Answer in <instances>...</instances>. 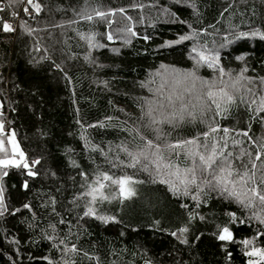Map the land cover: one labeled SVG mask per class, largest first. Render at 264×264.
I'll return each mask as SVG.
<instances>
[{"label":"trees","instance_id":"trees-1","mask_svg":"<svg viewBox=\"0 0 264 264\" xmlns=\"http://www.w3.org/2000/svg\"><path fill=\"white\" fill-rule=\"evenodd\" d=\"M26 3L34 16L24 12ZM95 11L108 15L98 18ZM4 23H15V30L4 31ZM91 35L98 47L89 46ZM194 48L216 57L215 69L197 67ZM221 68L225 81L247 69L243 75L254 83L241 84L253 89L257 104L240 102L242 88L223 116H215L213 106L203 122L198 115L178 126H149L146 102L159 100L154 92L164 79L191 70L219 88ZM262 78L264 0H0V141L6 149L0 160L11 156L8 131L24 155L20 166L0 165V264H264L246 255L264 252V208H246L202 185L199 171L203 190L192 185L183 195L182 186L175 194L160 183L154 169L149 174L109 164L130 162L117 146L138 153L146 139L162 147L198 136L204 143L200 134L209 126L231 130L226 152L235 157L247 149L255 161L258 150L264 153V112H257ZM189 98L185 94V102ZM152 106L159 119L180 104ZM245 131L248 137L238 134ZM233 139L242 143L233 145ZM163 154L181 170L193 166L183 154ZM262 161L264 155L255 163ZM234 163L243 171L241 161ZM243 164L251 167L248 156ZM99 171L142 183L133 185L136 194L128 199L89 205L81 194ZM259 178L257 172V183ZM89 206L96 215H85ZM97 216L113 219L105 223ZM224 227L231 240L218 238ZM73 246L76 252L67 251Z\"/></svg>","mask_w":264,"mask_h":264},{"label":"snow or ice","instance_id":"snow-or-ice-1","mask_svg":"<svg viewBox=\"0 0 264 264\" xmlns=\"http://www.w3.org/2000/svg\"><path fill=\"white\" fill-rule=\"evenodd\" d=\"M11 2L16 3L17 0H11ZM28 3L33 4V0H28ZM33 6L37 11L40 10L39 5ZM27 11L28 9L25 8V12ZM121 11L123 10L121 9ZM107 15V13L95 11V17L104 18ZM82 18L92 20L93 15L84 14ZM3 30L13 31V28L10 24L4 23ZM108 39L111 40L112 36L109 35ZM181 39H187V37H181ZM87 40L90 47H98V45L93 43L95 40L94 35L88 36ZM193 51L196 57H198V60H196L197 67L206 64L209 68L215 69L218 63L216 57L205 55L204 52L198 51L195 48ZM193 59H195V57H193ZM161 67L165 68L167 72L165 66L162 65ZM219 71L221 77L219 84L222 85L219 88H217L216 81L203 80L196 75L195 71L191 70L174 74L171 81L164 79L154 92V95L158 96L159 100L146 102L147 111L145 115L149 118V126L164 123L178 126L177 122L182 123L186 118L191 122H195L198 115L201 118V122H203L202 118L207 112L212 111L213 106L215 108V116H223L232 105L236 104V94L240 93L242 88L245 90V95L240 96V102L247 103L249 108L257 104V100L255 99L256 93L253 89L241 84V81L244 80H247L249 84L254 83L250 78L244 77L243 72H246L247 69H243L239 76L229 81L223 80V77L226 75L224 69L221 68ZM157 75H161V73L158 72ZM228 75L230 76V74ZM197 82L200 84L199 89L197 88ZM261 83L264 84V78H262ZM166 86L171 89L167 95H165L164 91ZM229 88H231L232 91H229ZM185 94L190 97L187 102H185ZM191 98H194L196 102L193 103ZM177 102L180 104L178 112L173 110L167 116L161 113L162 118L159 119L154 115L157 108L153 107V104H157L159 109H165L166 107L175 109ZM197 109L199 110L198 113ZM257 112H264V96L260 97L259 104L257 105ZM100 126L103 127V124ZM2 129L3 125H0V130ZM154 130L158 133L160 131L159 129ZM220 131H223V136L216 137L212 135ZM230 131L231 130L228 128L220 129L219 126H209L208 131L200 134L204 138V143L200 142V137L198 136L187 140H178L174 143H166L163 147L153 140L146 139L144 149L138 153L129 151L126 145H120L117 147L130 158V162L125 163L121 160L119 164H117L113 161H109V164L113 168H133L138 171L149 172V174H152V170L154 169L155 175L159 177L160 183L167 184L169 190L175 194L181 193L182 186L183 195H188L190 187L192 185H197V171H199L201 176L204 177L202 185L207 186L213 191L218 190L221 195L226 194L228 198L235 199L246 208H250L254 204L264 208V161H262L259 166L255 163V161H261V157L264 153L258 150L255 154V161H253L252 153L248 152L247 149L241 148L239 155L235 157L233 152H226L225 150L228 148ZM238 134L248 137V132L246 131ZM142 139L144 138L142 137ZM159 139L160 136L157 135V140ZM209 140H211L210 144L208 143ZM221 141H223V143H221ZM9 142L13 144L14 150H18L16 149L14 140H10ZM241 143L242 141L232 140L233 145H239ZM86 144H88L87 141ZM90 147L92 151H100L101 154L107 158L108 153L104 152L102 149H98L95 145H91ZM260 148H264V145H260ZM109 150L111 151V149ZM164 150H167L170 154H174L177 157L183 154L186 158L192 159L193 166L181 170L177 165L172 163L170 157L166 158L164 156ZM0 151H6L3 141H0ZM20 155L23 156V153H20ZM244 156L249 157V163L251 164L250 168L248 164H243ZM234 160L241 161L243 171L235 165ZM9 164L20 166L13 160H0V165L6 167ZM24 166L26 167L27 165ZM257 172L260 173L259 183H257ZM29 175H32V173L29 172ZM167 177H174L175 180L168 179ZM137 183H142V181L135 180L132 175L125 174L116 177L108 172L99 171L92 183L87 185V190L81 195L90 198L88 201L89 205L103 203L106 200L110 201L117 198L123 201V199H128L136 194L133 185ZM113 186H115L116 191L110 192L109 190ZM197 187L201 191L203 190L201 185H197ZM193 199H198V197L193 196ZM25 207H28V205H25ZM85 215H96L95 208L89 206ZM96 218L105 223L113 219L103 216H97ZM180 231L185 232L187 229H181ZM218 238L220 240H231L232 234L227 227H224ZM243 243L248 245L251 241L245 240ZM67 251L76 252L77 249L73 246L71 249H67ZM246 255L260 256V258L264 260V252L260 249H253V251L246 253ZM249 264H257V261H249Z\"/></svg>","mask_w":264,"mask_h":264},{"label":"rangeland","instance_id":"rangeland-1","mask_svg":"<svg viewBox=\"0 0 264 264\" xmlns=\"http://www.w3.org/2000/svg\"><path fill=\"white\" fill-rule=\"evenodd\" d=\"M155 83L158 85V82H155ZM7 140H8V145L10 148L11 156L8 157L7 159H4V160H13V161H16L17 163L21 162L24 158V155L23 156L20 155V153H23V152L21 151L20 146L17 142V139H16V137L12 131H8ZM10 140H14L16 149H18V150H14L13 144L9 142ZM254 257L257 260L261 259L260 256H254Z\"/></svg>","mask_w":264,"mask_h":264},{"label":"built area","instance_id":"built-area-1","mask_svg":"<svg viewBox=\"0 0 264 264\" xmlns=\"http://www.w3.org/2000/svg\"><path fill=\"white\" fill-rule=\"evenodd\" d=\"M25 8L28 9L27 12H25ZM23 10H24V12H25L27 15H29V16H34V15H35L34 10L31 9L27 3L23 5ZM11 26H12L13 30H15V26H16L15 23L12 24Z\"/></svg>","mask_w":264,"mask_h":264}]
</instances>
